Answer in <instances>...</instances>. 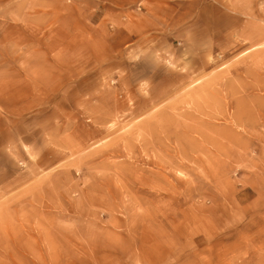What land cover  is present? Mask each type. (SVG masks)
<instances>
[{
  "label": "rangeland",
  "instance_id": "obj_1",
  "mask_svg": "<svg viewBox=\"0 0 264 264\" xmlns=\"http://www.w3.org/2000/svg\"><path fill=\"white\" fill-rule=\"evenodd\" d=\"M263 227L264 0H0V264H264Z\"/></svg>",
  "mask_w": 264,
  "mask_h": 264
},
{
  "label": "bare ground",
  "instance_id": "obj_2",
  "mask_svg": "<svg viewBox=\"0 0 264 264\" xmlns=\"http://www.w3.org/2000/svg\"><path fill=\"white\" fill-rule=\"evenodd\" d=\"M157 116V115H156ZM155 116V117H156ZM159 116V115H158ZM161 118V117H160ZM159 118V119H160ZM156 119V118H155ZM163 119H164V117H163ZM163 119H161V120H163ZM152 121V120H151ZM145 124V123H144ZM165 126V125H164ZM163 126V127H164ZM148 128V127H147ZM162 128V127H161ZM151 129H153V128H151ZM147 130V129H146ZM221 130H223V129H221ZM150 131V130H149ZM183 131V130H182ZM152 133V132H151ZM162 133H164V134H167V136H166V138L163 140V141H165L164 142V146L166 145V144H168L169 145V143H171L172 141H173V138H174V136L172 135V134H168V132H167V130L166 129H163L162 130ZM150 135V134H149ZM175 138H177L176 136H175ZM202 138V137H201ZM177 139H180V136H179V138H177ZM203 139H205L204 137H203ZM208 141V140H207ZM206 141V142H207ZM159 142V140H156V141H154L153 142V144L152 143H148L146 146L148 147L149 145H151V148H152V150L155 148V146H156V143H158ZM162 142V141H161ZM166 143V144H165ZM192 143V142H191ZM193 144V143H192ZM183 145V144H182ZM189 145V144H188ZM190 146V145H189ZM158 147H162V144H160ZM184 147V146H183ZM192 147H193V145H192ZM195 148V147H194ZM155 150V149H154ZM180 151H185V153H186V149L185 148H182V147H180V149H179ZM189 150V149H188ZM189 153V152H188ZM264 228V227H263ZM264 230V229H263ZM260 231V230H259ZM262 231V230H261ZM260 257V256H259ZM231 264H232V262H231ZM234 264V263H233ZM263 264V263H262Z\"/></svg>",
  "mask_w": 264,
  "mask_h": 264
}]
</instances>
